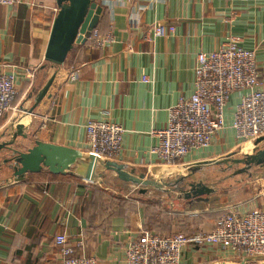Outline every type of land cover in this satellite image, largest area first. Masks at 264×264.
Listing matches in <instances>:
<instances>
[{
  "label": "crops",
  "instance_id": "obj_1",
  "mask_svg": "<svg viewBox=\"0 0 264 264\" xmlns=\"http://www.w3.org/2000/svg\"><path fill=\"white\" fill-rule=\"evenodd\" d=\"M40 2L44 8L0 6V71L15 73L20 104L56 74L40 105L17 122L28 136L17 138L20 151L41 141L87 154L86 125L102 121L124 129L114 162L136 175H157L158 180H166L160 169L186 173L199 162L253 154L254 144H243L233 128L240 93L229 99L225 128L209 148L192 151L171 167L153 150L159 145L155 132L167 127L169 109L195 92L198 53L214 52L229 36H237L243 48L256 51L264 70V0H98L103 12L97 30L101 35L112 31L114 42L102 49L90 40L77 45L56 68L46 62L45 54L58 8L56 0ZM159 25L174 26L175 33L157 37L154 27ZM75 74L78 79L70 80ZM6 118L0 120V147L16 132ZM9 158L7 149L0 151V264H61L55 242L59 235L66 236L77 256L95 257L99 264H127L130 240L151 231L143 204L162 191L122 196L116 187L127 183L113 172H106L101 182H91L44 170L17 183L11 181L12 163H5ZM258 170L262 175L254 181L262 190L226 209L245 214L264 209V167ZM216 193L204 201L178 195L182 206L193 210L170 212L187 220L178 231L191 237L213 230L216 210L210 204ZM246 259L213 244L191 243L182 250L181 264H262Z\"/></svg>",
  "mask_w": 264,
  "mask_h": 264
},
{
  "label": "built area",
  "instance_id": "obj_2",
  "mask_svg": "<svg viewBox=\"0 0 264 264\" xmlns=\"http://www.w3.org/2000/svg\"><path fill=\"white\" fill-rule=\"evenodd\" d=\"M27 5L44 8L40 0H0V6ZM174 26L154 27L157 37L175 33ZM89 40L96 49L114 42L112 31L101 35L97 28ZM88 40V41H89ZM4 67H9L4 65ZM195 92L189 98H180L169 109L168 124L155 132L159 145L153 150L164 166L178 165L190 152L209 148L225 128V111L234 93H240L233 128L241 142L254 144L264 138V70L256 51L241 46V38L229 36L214 52L197 54ZM78 79L77 74L70 80ZM18 97L15 73L0 71V120L13 109ZM88 153L100 160L114 161L118 157L124 129L102 121L86 125ZM61 264H99L95 257L77 256L64 235L55 238ZM213 244L242 258L264 264V209L248 213L231 211L209 232L194 236L177 233L160 236L144 230L130 240L126 250L127 264H181L182 250L188 244Z\"/></svg>",
  "mask_w": 264,
  "mask_h": 264
},
{
  "label": "water",
  "instance_id": "obj_3",
  "mask_svg": "<svg viewBox=\"0 0 264 264\" xmlns=\"http://www.w3.org/2000/svg\"><path fill=\"white\" fill-rule=\"evenodd\" d=\"M56 4L58 12L52 25L45 54L46 62L54 68L63 66L74 47L85 44L89 40L98 27L100 15L103 12L98 0H56ZM55 78L56 74L38 94L30 114L47 96ZM15 128L16 132L12 141L3 144L0 151L7 149L10 152V158L5 160V163H12L11 181L17 183L25 181L29 174H38L44 170L56 175L72 173L91 182H101L106 172H113L120 181L139 187L140 194H146L148 189H154L166 194L179 193L180 198L185 200L204 201V197L214 194L216 189L203 181L190 182L187 188H183L186 186L185 181L191 179L203 168L225 166L223 171H226L242 166L234 172V175L247 174L251 177L254 168L264 167V138H260L254 143L255 148L251 155L235 158L237 153H234L220 160L199 162L187 168V175L178 176L175 181L166 182L163 179L147 178L143 174L136 175L134 171H129L126 166L114 161L100 160L80 150L41 141H36L33 147L22 152L17 146V138L26 140L28 136L23 134V125L17 124ZM246 260L253 261L249 258Z\"/></svg>",
  "mask_w": 264,
  "mask_h": 264
},
{
  "label": "rangeland",
  "instance_id": "obj_4",
  "mask_svg": "<svg viewBox=\"0 0 264 264\" xmlns=\"http://www.w3.org/2000/svg\"><path fill=\"white\" fill-rule=\"evenodd\" d=\"M42 89V88H41ZM41 90L40 88L32 91L31 95H28L27 100L22 101L21 98L15 101L13 109L8 115L5 116L6 119H10L11 126L16 125L17 122H20L24 113L26 114L33 107V101ZM26 99V98H25ZM29 99V100H28ZM32 99V100H31ZM31 100V101H30ZM238 155V154H237ZM235 158H241L240 154ZM2 168V167H1ZM225 166H211L205 167L202 171L198 172L193 176L192 180L188 179L185 181L187 184L190 182H199L203 181L210 184L214 189H216V195H213L212 202L210 207L216 210L214 215L215 220L212 221V224H215L220 221L226 214L230 213V209H226L229 205H234L238 203H244L251 199L254 195L259 193L262 188L261 185H256L254 181L256 176L262 175V171L258 168L252 170V176L247 174L234 175V172L241 169L242 166H236L232 170L223 171ZM164 175L163 178H166V182L169 180H176L178 176H182L184 170L182 169H160ZM174 170V171H173ZM153 171V170H152ZM159 170H157L158 172ZM183 172V173H182ZM180 173V174H179ZM157 174V173H156ZM187 174V172L185 173ZM147 175V174H146ZM145 176V175H144ZM147 178H154L152 173L145 176ZM172 178V179H171ZM158 180V179H155ZM105 181V180H104ZM109 182V181H108ZM106 181V183H108ZM119 191L121 189L122 196L134 197L139 195V187L133 186L131 184L122 185L121 187H116ZM155 192V191H154ZM178 195H181L178 193ZM178 195L164 196L162 192L154 193L151 197L147 198L144 201V206L148 216V227L153 233L162 234L165 236H170L173 234L181 233L178 231L181 225L187 224L186 218L182 216H174L170 214L173 211H192L187 208V206H182L183 199H178ZM179 202V203H178ZM203 208V205L201 206ZM201 207L199 210H201ZM175 217V218H174ZM214 225V226H215ZM183 227V226H182ZM167 233V234H165Z\"/></svg>",
  "mask_w": 264,
  "mask_h": 264
},
{
  "label": "trees",
  "instance_id": "obj_5",
  "mask_svg": "<svg viewBox=\"0 0 264 264\" xmlns=\"http://www.w3.org/2000/svg\"><path fill=\"white\" fill-rule=\"evenodd\" d=\"M157 234V233H156ZM158 235H160V236H165V235H162V234H158Z\"/></svg>",
  "mask_w": 264,
  "mask_h": 264
}]
</instances>
